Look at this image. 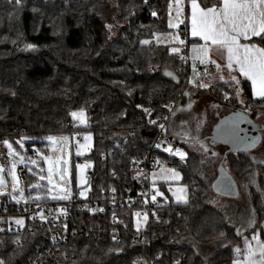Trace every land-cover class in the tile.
Wrapping results in <instances>:
<instances>
[{
    "label": "trees",
    "instance_id": "obj_1",
    "mask_svg": "<svg viewBox=\"0 0 264 264\" xmlns=\"http://www.w3.org/2000/svg\"><path fill=\"white\" fill-rule=\"evenodd\" d=\"M169 5L170 0H21L20 5L0 0L2 141L22 151L18 141L44 149L49 136L91 133L86 198L136 191L134 163L147 158L159 125L186 93L180 55L154 42L156 35L171 31ZM109 15L117 26L115 34V28L108 26ZM241 84L245 107L262 112L264 99L253 98L249 82ZM234 87L219 83L211 92L223 96L232 94ZM81 110L87 115V128H78L73 121L71 113ZM176 140L179 146L193 142L188 136ZM136 145L140 150L134 149ZM223 157L219 164L238 187L239 181L256 175L250 197L257 224L250 231L249 227L238 231L223 212L210 206L217 196L201 177L199 156L189 152L184 161L171 158L183 174L188 202L175 204L169 199V206L158 209L162 222L140 233L135 229L136 205L117 212L118 221L111 212L92 213L84 209L86 198L74 179V204L69 210L75 223L86 226L85 235L72 237L70 225L68 242L58 248L53 262H47L48 232L28 210L42 202L62 206L68 200L37 199L36 194L45 191L28 192L37 178L26 169L24 202L0 196V260L3 264H32L39 258L42 264H233L234 251L262 229L264 165L250 153H229L224 161ZM161 189L167 192L165 185ZM18 219L24 221L22 232L10 231L8 222ZM261 235L264 241L263 230Z\"/></svg>",
    "mask_w": 264,
    "mask_h": 264
},
{
    "label": "rangeland",
    "instance_id": "obj_2",
    "mask_svg": "<svg viewBox=\"0 0 264 264\" xmlns=\"http://www.w3.org/2000/svg\"><path fill=\"white\" fill-rule=\"evenodd\" d=\"M171 19L172 23L174 25H177L176 27H169L170 32L169 33H164V34H159L156 35L154 38V42L157 45L161 46H166L170 48V51L172 48H178V52H173V53H180L181 55V47L183 44L180 43L181 38L180 35L178 34L179 27L181 25V20H182V14L177 17L175 16H170L169 15V20ZM169 20H168V26H169ZM108 22L110 23L108 26H110V29H114L113 34L116 32V24L113 20L112 16H108ZM172 52V51H171ZM181 66V63H180ZM182 67V66H181ZM192 68H195L194 66ZM180 73L181 70H180ZM183 74V73H182ZM188 78V77H187ZM196 87L195 84V76H194V70L193 73L191 74L190 78V87ZM190 87H187L185 84V91L188 90ZM241 94V91H240ZM239 96L236 95V88L234 92L231 94V97L233 99V102H239L241 100V95ZM217 96V95H216ZM219 97V96H218ZM179 104H183V98L182 96L178 99L177 102ZM176 102V103H177ZM178 104V105H179ZM177 106V105H176ZM175 107V103L173 106L170 108V114L167 117V119L164 121L163 124H165V129L166 131L163 133V137H169L168 131L171 130V125H176L179 123H183L184 119H189V123L186 126V132L188 134V137L193 141L191 143L183 142L182 145L176 147L180 148L184 152H186L188 155L185 158L188 159L189 157V152H193L196 155L199 156L201 163H202V172H201V177L203 181L210 187L213 186L214 181L216 180V177L218 175V167L219 163L221 161L222 155H223V150L222 146L219 145H212L210 141L208 140L209 136L206 135H211L212 129L207 128V129H199L197 126L201 125V123H196L193 121L196 117L194 115H184L179 119H174L171 122V118L173 115V110ZM199 110V108H198ZM80 112V111H77ZM84 112V111H83ZM264 110L262 111V113ZM85 113V112H84ZM210 116V114H207ZM207 116V117H208ZM73 118V121L75 125L78 128H87L88 127V121H87V115L85 113V118L86 122L81 123L79 117ZM258 122L261 123V127L264 128V113L258 117ZM170 126V128H169ZM188 129L191 130L192 132H188ZM172 131V130H171ZM172 135V134H171ZM85 136H90L89 140H85ZM56 138L60 137H66L67 138V143L63 144L62 141L57 140V142H50L46 140L47 146L44 147V149H41L37 145H31L27 147L26 145L23 146L22 151L17 150L15 147H11V149H8L9 153V166H10V172L12 173V166L15 164V174L17 176V181H16V188L17 190L15 192H19L22 190L23 195H25L26 191V186L23 182V179L20 177V169L24 168L27 169L30 172H34V175L36 176V182L30 185L27 189L28 192L32 191H38V190H44V193H38L36 194L37 197L39 198H48L51 201H65V200H70L72 199L73 195V183L74 179L76 181V186L81 189V191L85 192L84 196H81L82 198L87 197V191L85 190V186L87 185V180H88V172L90 170V167L92 166L91 163L86 160V157L90 155V152L93 149V144H94V139L93 135L91 133H81L79 135H75L73 137L69 136H55ZM171 137V136H170ZM169 137V138H170ZM177 137V136H174ZM196 138V139H193ZM172 139V137L170 138ZM177 138H174L176 140ZM207 140L206 141H200V140ZM197 140L205 144L208 148L207 152H204L203 149L200 147V143H197ZM177 141V140H176ZM83 145H88V147H82ZM175 149V148H173ZM140 150V149H138ZM80 152L81 154L78 155L77 152ZM164 151V150H163ZM11 152V154H10ZM165 152V151H164ZM215 152L217 153L216 156H213L212 153ZM166 155L170 156L171 158H174L175 160L181 161L178 156H174L169 154L168 152H165ZM60 156L62 160H67V168H68V185L67 187L70 189V198L65 199V200H60V199H53V196H57L60 193L58 192L57 189L53 188L52 192L48 191L49 187H52L51 185H48L47 179L45 180H40L39 176L42 174L45 177H47V168L48 164L45 162L44 157H52L55 159V157ZM250 156L253 158V160L258 163L264 165V131H263V142L262 144L254 151L250 153ZM20 157H24L23 162H21ZM32 161H36L35 164L32 163ZM77 165H88L84 171H83V178L85 183H81V173L79 172ZM0 178L3 179L4 185H3V191L5 194H8L11 189H13V180H12V174L10 173V178L6 175L5 168L0 165ZM37 170L34 171V170ZM41 169H43V172H41ZM164 169H172L168 167H163L162 169H159L157 171H154L151 173V182L154 185L155 191L158 193H163L162 196L167 197L168 199H171L172 202L175 204H185L188 202V187L182 183L183 180V174L180 170L174 169L176 172L180 173V179L178 180H171L166 178L165 172L162 170ZM256 175L252 174L251 178H249L248 181H239V187H240V195L237 199H228L224 197H214L212 198L211 201H209L210 206L218 209L219 211L223 212L230 223H233L232 225L238 228V231L240 230L242 233L245 228L249 227V231L254 228V226L257 224V219L254 218V211L251 206V195H250V190L252 187L256 185ZM134 179V178H133ZM54 182H59V177L58 176H53ZM39 184L40 187H36V185ZM161 185H165L167 188V192H164L161 189ZM178 188H184L185 192L184 193H177ZM176 193V195H174ZM181 195L184 196V199L182 200H177L176 196ZM254 219L256 222L254 224H249V220ZM235 221V222H234ZM144 223L143 220L139 219L137 217L135 219V225L137 228H139L142 224ZM262 229L259 228V231L261 232L262 230L264 231V221L261 224ZM249 240V239H248ZM263 240V239H262ZM264 243V241H262ZM235 255H238V252L235 250L234 251Z\"/></svg>",
    "mask_w": 264,
    "mask_h": 264
},
{
    "label": "snow or ice",
    "instance_id": "obj_3",
    "mask_svg": "<svg viewBox=\"0 0 264 264\" xmlns=\"http://www.w3.org/2000/svg\"><path fill=\"white\" fill-rule=\"evenodd\" d=\"M147 2V0H145ZM17 5L21 4V0H15ZM176 4V13L177 17L181 15L182 12V0H175ZM172 5H169L171 9ZM153 16H156V13H152ZM191 36L199 37L201 40L205 41L204 45H199L193 43L192 51L194 53V58L199 57L201 63L204 62V57L208 52V42H211L212 45L217 46L219 49L226 51L227 54V69L229 70V75L231 81L237 85L236 95L239 96L241 89L238 87L241 81L237 78L236 75H232L233 72L238 71L239 75L246 78L251 82L253 97L264 98V0H218V3L212 7H201L198 3V0H191ZM169 20V27H176ZM110 27V26H109ZM143 43H148L144 41ZM181 44L184 41H180ZM28 48H33V45H27ZM172 52H178V48H172ZM235 66V67H234ZM219 68L220 65H217ZM221 80L224 79L223 76L220 77ZM227 82V81H225ZM200 87H207V85L201 83ZM224 98L228 99V94L226 93ZM243 104V101H240ZM140 107V106H138ZM147 112V109H145ZM71 115L74 118L79 117L81 123L86 122L85 113L83 110L80 112H72ZM149 123L155 124L156 121H149ZM159 127L162 130H165V126L160 124ZM62 141L63 144L67 143L66 137L56 138L53 136L47 137V140L50 142H57V140ZM84 139L87 141L90 139V136H85ZM196 139V138H193ZM9 149H11V144L5 140L3 142ZM23 147L22 141H18ZM197 143H200V147L204 152L208 151V148L205 144L197 140ZM82 147H88V145H83ZM157 148L161 147V144L156 145ZM165 152H168L171 155L178 156L181 161H184L187 157V153L181 150L180 148H175L168 145V147L163 149ZM11 154V152H10ZM78 155L81 153L78 151ZM213 156H216L217 153L213 152ZM21 162H23L24 157H20ZM45 162L48 164L47 168V177L40 175V180L47 179L48 185L52 187L48 188L49 192L53 191V188L57 189L60 193L57 196H53V199L65 200L70 198V189L68 185V168L67 160H62L60 156L55 157H44ZM33 164L36 161H32ZM88 165H77L79 172L81 173V183H85L83 178V171ZM12 180H13V191L17 190L16 181L17 176L15 174V164L12 166ZM2 170V169H0ZM166 174L167 179L178 180L180 179V173L176 172L174 169H164L162 170ZM43 172V169H41ZM59 177V182H54L53 176ZM4 181L0 178V196L4 195L3 191ZM36 187H40L39 184ZM224 191L231 190V182L227 183L224 186ZM184 188H178L177 193H184ZM13 200L18 201V197L8 193ZM81 196L85 195L84 191L80 192ZM157 195H163V193H157ZM176 195V193H174ZM20 196H23V191H20ZM177 200L184 199V196L177 195ZM39 199V197H37ZM155 201L156 197H152ZM103 211V209H100ZM139 215V214H137ZM41 219H46L41 214ZM145 219H147V214H145ZM15 223L23 227L24 221L18 219ZM255 220H249V224H254ZM65 229L67 225L64 226ZM2 231V229H0ZM223 235V233H221ZM260 254L264 257V245H260ZM0 264H3V261L0 260ZM236 264V262H234ZM249 264H255L254 261H250ZM264 264V262H262Z\"/></svg>",
    "mask_w": 264,
    "mask_h": 264
},
{
    "label": "built area",
    "instance_id": "obj_4",
    "mask_svg": "<svg viewBox=\"0 0 264 264\" xmlns=\"http://www.w3.org/2000/svg\"><path fill=\"white\" fill-rule=\"evenodd\" d=\"M191 0H183L182 8L188 9V4ZM170 4L172 5L171 9L169 10L170 16H175L176 14V4L175 0H170ZM188 27V26H187ZM184 28L181 29L179 32L180 38L184 41L181 47V72L186 76V86L190 87V75H191V67L194 65L199 73H207L213 70V66L211 64H203L200 61H195L190 58L189 51H190V36L188 33V29ZM188 77V78H187ZM186 92V91H184ZM225 94L223 95V102L227 103L229 101L224 98ZM180 103L177 102L175 104L174 109ZM177 105V106H176ZM165 126V124H163ZM165 130H162L158 127L157 135L153 139L150 149L147 154V158L143 161H136L134 163L133 169L136 172L134 177V182L136 184L137 190L134 191L133 189H127L122 194H106L103 193L100 195L99 198L94 199H85L83 203L84 209L92 213H99V214H106L108 212L113 213V220L118 221V217L116 213L119 212L121 209L137 206L138 210L134 212L135 219L139 217V219L143 220L144 223L137 228L135 225V229L137 233L143 232L146 228H150L154 223L162 222L163 218L162 215L159 214L158 209L164 208L170 205V200L162 195H157V192L154 189V185L151 182V173L162 169L163 167H168L172 169H177V164L172 161L171 157L166 155L163 151L164 148L168 147L169 144L173 148L179 146V144L170 139L168 136L163 137V133ZM124 142H127V139H123ZM160 143L161 147L157 148L156 145ZM134 149H139V146H134ZM169 158H164V156ZM0 165L5 168L6 175L10 178V166H9V153L6 145L3 143L2 139L0 138ZM20 177L21 179H25L26 177V169H20ZM90 174H93L90 172ZM11 193L17 196L18 203H23L25 200V195L22 197L20 196L19 192H14L11 189ZM155 196L156 199L153 201L152 197ZM74 201L71 199L67 201V204L62 206H56L50 202H42L37 205L30 206L28 213L32 220L39 222L42 227H44L48 232V241L50 244V249L47 251L46 254V261L53 262L58 248L64 246L70 237H68V232H70L71 236L74 238L82 237L85 235V225L77 224L74 221V216L70 213V207H72ZM103 209V211H100ZM41 214L46 219H41ZM139 214V215H137ZM145 214H147V219H145ZM16 220H11L7 224V228L12 232L21 233L23 227L17 225L15 223ZM1 222V221H0ZM65 225L67 228L65 229ZM72 225V230H70L69 226ZM1 229V226H0ZM70 230V231H69ZM17 243V242H16ZM32 264H42L41 258L37 259Z\"/></svg>",
    "mask_w": 264,
    "mask_h": 264
},
{
    "label": "crops",
    "instance_id": "obj_5",
    "mask_svg": "<svg viewBox=\"0 0 264 264\" xmlns=\"http://www.w3.org/2000/svg\"><path fill=\"white\" fill-rule=\"evenodd\" d=\"M198 3L201 5V7H212L218 3V0H198ZM183 4V0H182ZM182 20H181V25L179 27L178 34L182 28L188 29V33L190 36V58L192 60H197L200 61L199 57L194 58V53L192 51V46L193 43L199 44V45H204L205 41L201 40L199 37H192L191 36V1L188 4V9H183L182 8ZM177 15V13L175 14ZM168 50L170 53H173L170 51V48L168 47ZM176 55H180V53H173ZM203 64H211L214 68L212 71H209L207 73H199V71L195 68L191 67V74L193 73L194 70V76H195V84L197 88L190 87L186 93H185V98L183 100V104H179L174 111V115L171 118V122L174 119H179L184 115L192 114L196 118L193 120L196 123H201V125L197 126L199 129H207L211 128L213 129V126L217 123L218 118L217 114H220L221 116L226 115L229 111L231 110H244L248 114L252 115L259 127H261V123L258 122V117H260L263 113L258 112V113H252L250 109H247L245 107L247 103V98L243 90L242 82L248 81L246 78L242 77L239 75L238 71H235L232 73V75H236L237 78L241 81L240 85L238 86L241 89V100L243 101V104L239 102H233V99L231 97V94L229 95V101L227 103L223 102V96L222 95H217L215 93L211 92L212 87L215 84L219 83H234L231 81L230 75H229V70L227 69V54L226 51L219 49L217 46L212 45L211 42H208V52L207 55L204 57V62ZM217 65H220L218 68ZM235 67V66H234ZM223 76L224 79L221 80L220 77ZM191 78V75H190ZM227 81V82H225ZM203 83L207 85V87H200L199 85ZM235 84V83H234ZM237 85H235V88ZM252 88V86H251ZM219 96V97H218ZM253 96V92H252ZM254 98V97H253ZM256 100H263L264 98H259L256 97L254 98ZM199 108V110H198ZM207 114H210L208 116ZM208 116V117H207ZM189 123V119H184L183 123H179L176 125H171V130L168 131L169 137L171 136L172 139L177 137H186L188 136L186 132V126ZM170 128V126H169ZM188 132H192L191 130L188 129ZM212 133V132H211ZM263 133V132H262ZM172 134V135H171ZM177 136V137H174ZM210 136V135H206ZM170 137V138H171ZM224 149L223 155H225L226 148L222 147ZM262 235L259 230H257L255 233H253L249 240L245 243V245L238 249V255L236 254V257L233 261L236 262V264H249L250 261H254L255 264H262L264 262V257L261 256L260 254V245H264L262 242Z\"/></svg>",
    "mask_w": 264,
    "mask_h": 264
},
{
    "label": "water",
    "instance_id": "obj_6",
    "mask_svg": "<svg viewBox=\"0 0 264 264\" xmlns=\"http://www.w3.org/2000/svg\"><path fill=\"white\" fill-rule=\"evenodd\" d=\"M218 121L213 126L208 140L212 145L226 148L223 161L229 153L248 154L256 150L263 142V127H259L252 115L246 111L231 110L226 115L217 114ZM231 182V190L224 191V186ZM216 196L237 199L240 195L239 187L221 163L218 167V175L212 186Z\"/></svg>",
    "mask_w": 264,
    "mask_h": 264
}]
</instances>
